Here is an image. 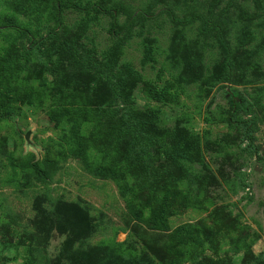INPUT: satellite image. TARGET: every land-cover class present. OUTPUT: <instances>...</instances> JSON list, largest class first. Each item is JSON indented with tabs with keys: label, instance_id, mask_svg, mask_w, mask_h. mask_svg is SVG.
Returning a JSON list of instances; mask_svg holds the SVG:
<instances>
[{
	"label": "rangeland",
	"instance_id": "obj_1",
	"mask_svg": "<svg viewBox=\"0 0 264 264\" xmlns=\"http://www.w3.org/2000/svg\"><path fill=\"white\" fill-rule=\"evenodd\" d=\"M0 264H264V0H0Z\"/></svg>",
	"mask_w": 264,
	"mask_h": 264
},
{
	"label": "trees",
	"instance_id": "obj_2",
	"mask_svg": "<svg viewBox=\"0 0 264 264\" xmlns=\"http://www.w3.org/2000/svg\"><path fill=\"white\" fill-rule=\"evenodd\" d=\"M96 68H98L100 70L99 74L102 77H104L105 79L109 78L107 80L112 81L111 78L105 73V69L103 67H101L100 65H97ZM234 101H236V100L234 99ZM117 103L120 105V109L123 110V112L121 114V118H120V121L122 122L123 126L130 133H132L134 130H136L140 134L139 128L136 127V124H135L133 118L131 117L130 106H129L128 102H126V99L123 97H118ZM235 104H237V102H235Z\"/></svg>",
	"mask_w": 264,
	"mask_h": 264
}]
</instances>
